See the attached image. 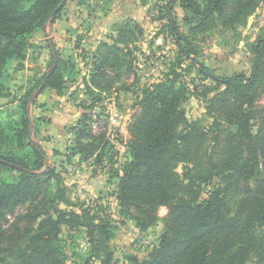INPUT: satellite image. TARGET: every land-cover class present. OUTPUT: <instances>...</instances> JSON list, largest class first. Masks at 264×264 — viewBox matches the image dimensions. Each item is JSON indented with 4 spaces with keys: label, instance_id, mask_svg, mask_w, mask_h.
Returning a JSON list of instances; mask_svg holds the SVG:
<instances>
[{
    "label": "trees",
    "instance_id": "16d2710c",
    "mask_svg": "<svg viewBox=\"0 0 264 264\" xmlns=\"http://www.w3.org/2000/svg\"><path fill=\"white\" fill-rule=\"evenodd\" d=\"M68 1L0 0V99L7 96L12 63H17L15 69L23 68L31 35L58 20ZM262 2L169 0L164 37L174 39L180 61L204 66L194 57L197 50L173 15L176 6L185 12L191 33L200 34L215 24L231 30L244 27ZM128 32L134 33L125 25L119 39L101 45L90 86L109 90L115 80L112 75H120L126 67L130 71V45L137 40L135 35L127 38ZM253 54L250 76H220L208 69L217 87H225L208 101V113L214 118L209 128L186 115L183 104L189 85L176 73L142 88L139 109L128 128L126 161L122 174L117 173V199L122 214L141 231L157 224L162 206L170 210V223L146 258L127 255L124 264H264V105H256L264 90V36L257 39ZM68 63L57 54L54 70L38 86L62 93V65ZM33 93H22L7 110L8 121H0V171L17 174L12 181L0 178V223L19 210L11 225L13 234L20 241L29 237L22 245L15 243L14 252L0 250V264H91L93 258L99 264H116L110 245L116 228L105 208L98 205L94 212L79 213L61 207L72 204L62 176L47 166V153L31 139ZM104 143L103 135L92 130L77 133L74 153L82 159L95 157L100 164ZM212 143L222 151L217 160L210 154ZM13 145L29 155L6 151ZM180 163L193 166L187 167L184 178L177 171ZM213 177L219 178L218 183L206 199H200L201 184ZM72 231L86 233L89 258L75 251L70 256L65 253L64 240ZM3 238L0 226V245Z\"/></svg>",
    "mask_w": 264,
    "mask_h": 264
},
{
    "label": "rangeland",
    "instance_id": "374dc122",
    "mask_svg": "<svg viewBox=\"0 0 264 264\" xmlns=\"http://www.w3.org/2000/svg\"><path fill=\"white\" fill-rule=\"evenodd\" d=\"M168 1L69 0L58 20L48 22L43 31L31 35L30 49L23 61V68L15 69L17 63H12L7 96L0 99V121L7 122V110L16 105L20 95L34 91V103L29 106L33 122L31 139L46 150L47 166L51 165L62 176L72 204H61V207L79 213L83 209L94 212L93 209L98 205L105 208L111 224L116 228V235L110 242L116 264H124L127 255L141 260L146 258L170 223V210L162 206L158 210L157 224L141 231L132 219L122 214L117 199V173L122 174L126 161L128 128L139 109L142 88L160 82L169 73H176L180 81L189 85L188 98L183 104L186 115L191 121H200L209 128L214 118L208 113V101L225 87H217L208 69L220 76L238 73L250 76L254 66L253 47L257 39L264 36V2L249 16L244 27L238 26L231 30L215 24L200 34L191 33V25L184 20L185 12L176 6L173 15L197 50V56L194 57L204 66L189 59L180 61L174 39L171 36L165 38L163 34L167 23L165 5ZM143 4H147V8ZM125 25L134 31L128 32L126 37L133 38L135 35L137 40L130 45L133 51L130 71L126 67L120 75L110 74L115 80L109 90L90 86L88 81L94 69L96 53L104 42L112 43L119 39V32ZM49 39L55 56L58 54L59 58L69 62L62 65L65 78L62 93L51 88L42 89L43 84L38 86L54 64ZM256 105L258 108L264 105V90ZM90 130L94 134H102L104 142H107L103 146L104 157L100 164L96 163L95 157L82 159L81 155L74 153L77 133ZM6 151L20 156L29 155L27 150H21L17 145ZM211 153L213 160L222 155L221 148L213 143L210 145ZM187 167L193 166L180 163L177 167L182 178ZM16 175L0 171V178L6 181H12ZM218 181V177H213L209 182L202 183L200 199H206ZM18 216L19 210L0 223L4 228L0 245V248H4L0 250L7 254L12 250L14 252L15 243L22 245L29 240L27 237L20 241L13 234L11 225ZM64 243L67 255L75 251L80 257L89 258L86 233L72 231ZM91 264L99 263L93 258Z\"/></svg>",
    "mask_w": 264,
    "mask_h": 264
},
{
    "label": "water",
    "instance_id": "95a60500",
    "mask_svg": "<svg viewBox=\"0 0 264 264\" xmlns=\"http://www.w3.org/2000/svg\"><path fill=\"white\" fill-rule=\"evenodd\" d=\"M47 24H48V22L46 23L45 27L47 26ZM48 42H49L50 48L53 51V55H54V64H53V67H52V70H54V68L56 66V56H55V53H54V47H53V44H52L51 40L49 39ZM33 142L38 144L46 152V150L43 148V146L40 143H38V142H36L34 140H33Z\"/></svg>",
    "mask_w": 264,
    "mask_h": 264
},
{
    "label": "crops",
    "instance_id": "0c3cea01",
    "mask_svg": "<svg viewBox=\"0 0 264 264\" xmlns=\"http://www.w3.org/2000/svg\"><path fill=\"white\" fill-rule=\"evenodd\" d=\"M147 6H148L147 4H143V7L147 8Z\"/></svg>",
    "mask_w": 264,
    "mask_h": 264
}]
</instances>
